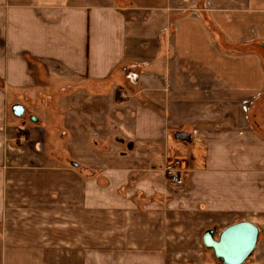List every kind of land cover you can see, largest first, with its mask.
I'll list each match as a JSON object with an SVG mask.
<instances>
[{
  "label": "crops",
  "instance_id": "1",
  "mask_svg": "<svg viewBox=\"0 0 264 264\" xmlns=\"http://www.w3.org/2000/svg\"><path fill=\"white\" fill-rule=\"evenodd\" d=\"M261 108L264 0H0V264H264Z\"/></svg>",
  "mask_w": 264,
  "mask_h": 264
},
{
  "label": "water",
  "instance_id": "2",
  "mask_svg": "<svg viewBox=\"0 0 264 264\" xmlns=\"http://www.w3.org/2000/svg\"><path fill=\"white\" fill-rule=\"evenodd\" d=\"M24 110V106L18 103L11 106L16 117H21ZM30 119L36 121L33 115ZM258 233V227L252 222L239 221L226 226L218 234L213 229L205 231L203 242L223 264H242L253 252Z\"/></svg>",
  "mask_w": 264,
  "mask_h": 264
},
{
  "label": "rangeland",
  "instance_id": "3",
  "mask_svg": "<svg viewBox=\"0 0 264 264\" xmlns=\"http://www.w3.org/2000/svg\"><path fill=\"white\" fill-rule=\"evenodd\" d=\"M23 105V104H22ZM27 107V106H26ZM25 107V113H24V116H21L20 118H16V116L14 117L13 114H11V117L13 118L12 120H16V123H19L21 122V120H26L28 123H30V119H29V116L30 115H34L36 116V110H35V107ZM11 111V110H10ZM259 114L261 116L264 117V108H261V110L259 111ZM20 140L22 139H19L17 137H13L12 138V146H19L20 144ZM11 161L12 162H18L19 161V158H18V148H15L14 150H11ZM15 153V154H14ZM184 181V179H183ZM183 183V182H182ZM181 183V184H182ZM200 250V249H199ZM191 253V254H190ZM186 255L187 257H190L192 259V262H198L199 259H202L203 261H212V252L210 249H205L203 251H195V252H190V251H187V252H184V253H181L179 255H177V258H179L180 260H182L183 258H186ZM191 255V256H190ZM252 256V253L250 254V256L248 257V259Z\"/></svg>",
  "mask_w": 264,
  "mask_h": 264
},
{
  "label": "built area",
  "instance_id": "4",
  "mask_svg": "<svg viewBox=\"0 0 264 264\" xmlns=\"http://www.w3.org/2000/svg\"><path fill=\"white\" fill-rule=\"evenodd\" d=\"M178 160L167 162L164 165V172L171 183L181 184L183 182L182 170L178 166Z\"/></svg>",
  "mask_w": 264,
  "mask_h": 264
}]
</instances>
